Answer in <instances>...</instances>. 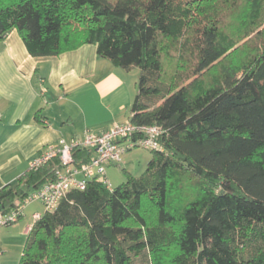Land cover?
<instances>
[{
  "label": "trees",
  "instance_id": "1",
  "mask_svg": "<svg viewBox=\"0 0 264 264\" xmlns=\"http://www.w3.org/2000/svg\"><path fill=\"white\" fill-rule=\"evenodd\" d=\"M13 30L34 57L92 44L139 69L129 122L163 129L141 177L92 180L42 214L18 264H264V0H0V41ZM249 38L256 52L227 65ZM92 155L75 151L78 165ZM60 169L53 159L1 189L0 214Z\"/></svg>",
  "mask_w": 264,
  "mask_h": 264
},
{
  "label": "crops",
  "instance_id": "2",
  "mask_svg": "<svg viewBox=\"0 0 264 264\" xmlns=\"http://www.w3.org/2000/svg\"><path fill=\"white\" fill-rule=\"evenodd\" d=\"M139 73L127 72L85 44L34 57L17 30L0 41V190L29 172L31 161L60 139L100 134L130 121ZM0 229V264H18L34 211Z\"/></svg>",
  "mask_w": 264,
  "mask_h": 264
},
{
  "label": "built area",
  "instance_id": "3",
  "mask_svg": "<svg viewBox=\"0 0 264 264\" xmlns=\"http://www.w3.org/2000/svg\"><path fill=\"white\" fill-rule=\"evenodd\" d=\"M162 135L163 129L160 126H140L127 122L114 124L100 134L86 131L81 138L60 139L46 146L31 161L29 171L36 172L47 162L59 159L61 169L57 172L56 179L19 202L14 210L0 214V227H9L18 223L25 209L35 201L43 204L45 212H53L69 192L85 190L92 180H99L107 188L112 189L107 177V167L121 163L127 152L137 148L162 150L160 143ZM77 149H87L92 152L93 155L88 163L78 165L75 157ZM41 216L35 214L34 220H39Z\"/></svg>",
  "mask_w": 264,
  "mask_h": 264
},
{
  "label": "rangeland",
  "instance_id": "4",
  "mask_svg": "<svg viewBox=\"0 0 264 264\" xmlns=\"http://www.w3.org/2000/svg\"><path fill=\"white\" fill-rule=\"evenodd\" d=\"M239 24H240L239 17L227 18L226 21L223 23L225 33L227 35L235 34ZM237 36H241V35H236L234 36V38H237ZM250 41L251 39L249 38L246 42L243 41L240 44H237V46L232 50V52H230V54L226 58V64L240 65L245 60H248L251 57V55L254 54L257 50L255 44L251 43ZM165 69H166L165 81L168 83L171 82L172 79L174 80L176 78L177 60H175L173 57L166 58ZM133 70H137V72L140 73L139 69L137 68ZM217 76H218V71H215L214 76H212V78H216ZM152 158H153L152 151L145 148H137L130 152H127L123 156L121 163L111 164L107 167V177L110 186L112 188H117L120 185L126 183L129 177H135V178L141 177L146 172V169ZM185 186L186 185L184 184V187ZM174 189H175L174 190L175 193H177L180 190L178 186H176ZM27 208H29V210L25 212L27 219L31 218L34 211L40 212L42 214L45 213V208L40 201H35L31 203ZM149 218L150 221H153V217H149ZM0 229H2V227H0Z\"/></svg>",
  "mask_w": 264,
  "mask_h": 264
}]
</instances>
